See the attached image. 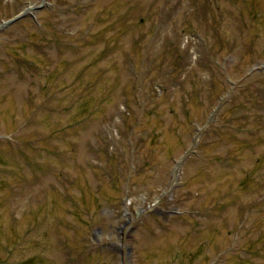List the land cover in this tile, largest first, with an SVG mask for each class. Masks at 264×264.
Here are the masks:
<instances>
[{"label":"rangeland","instance_id":"374dc122","mask_svg":"<svg viewBox=\"0 0 264 264\" xmlns=\"http://www.w3.org/2000/svg\"><path fill=\"white\" fill-rule=\"evenodd\" d=\"M27 7L0 30V264H264V0L0 24Z\"/></svg>","mask_w":264,"mask_h":264},{"label":"water","instance_id":"95a60500","mask_svg":"<svg viewBox=\"0 0 264 264\" xmlns=\"http://www.w3.org/2000/svg\"><path fill=\"white\" fill-rule=\"evenodd\" d=\"M30 10H32V7H27L25 9H23L22 11H20L19 13H17L15 16L5 20V21H2L1 24H0V29L8 26V25H11L12 23L20 20L21 18H23ZM122 243H123V240H122Z\"/></svg>","mask_w":264,"mask_h":264}]
</instances>
